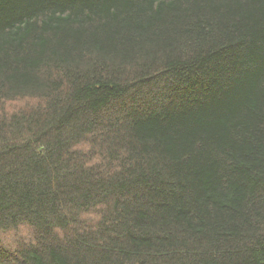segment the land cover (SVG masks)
<instances>
[{
    "label": "trees",
    "instance_id": "1",
    "mask_svg": "<svg viewBox=\"0 0 264 264\" xmlns=\"http://www.w3.org/2000/svg\"><path fill=\"white\" fill-rule=\"evenodd\" d=\"M0 264H264V0H0Z\"/></svg>",
    "mask_w": 264,
    "mask_h": 264
}]
</instances>
